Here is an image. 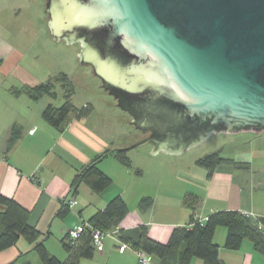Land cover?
Returning <instances> with one entry per match:
<instances>
[{
	"label": "water",
	"instance_id": "1",
	"mask_svg": "<svg viewBox=\"0 0 264 264\" xmlns=\"http://www.w3.org/2000/svg\"><path fill=\"white\" fill-rule=\"evenodd\" d=\"M56 41L147 134L181 154L214 132L264 131V0H46ZM116 105V104H115Z\"/></svg>",
	"mask_w": 264,
	"mask_h": 264
},
{
	"label": "crops",
	"instance_id": "2",
	"mask_svg": "<svg viewBox=\"0 0 264 264\" xmlns=\"http://www.w3.org/2000/svg\"><path fill=\"white\" fill-rule=\"evenodd\" d=\"M20 1L0 0V193L30 211L29 222L42 233L51 254L65 261L68 253L63 242L69 230L87 222L117 195L126 199L128 214L117 232L105 237L103 249L96 250L90 258H82L79 264H138L136 250L131 245L120 251L123 241L118 231L145 224L152 238L167 242L174 227L190 223L193 212L183 204V198L189 193L200 198L195 219H206L211 212L225 209H237L254 217L264 216V150L258 156L238 150L225 158H232L239 165L221 164L211 176L206 168L197 165V158L186 170L180 169L176 177L172 175L173 178H167L166 173L162 176L166 169L156 163L149 169L153 175L149 181L143 179V170L133 175L131 168L109 155L98 166L112 178V184L96 192L86 182H81L74 193L71 183L76 173L95 155L111 148L112 141L90 124L92 113L83 118L73 116L63 130H58L42 118L48 98L43 96L34 101L27 95L12 93V87L31 83L26 81V74L19 77L17 74L19 63L31 56L32 46L31 41L27 44L25 36L17 37L13 28L26 9L27 3ZM24 16L27 19L23 24L29 23L31 14ZM28 79H31L29 74ZM14 123L21 126L22 136L7 151ZM258 136L264 141V131ZM158 154L151 156L158 158ZM143 196L154 198V205L147 211L138 207ZM71 198L76 199V204L64 217L56 215L62 207L61 200ZM226 236L227 228L219 226L214 241L219 245L223 264H264V254L256 250L252 241L244 240L238 249H230L225 246ZM33 247L34 243L20 238L16 244L0 251V264H43ZM152 264H158L154 257ZM190 264L204 262L195 257Z\"/></svg>",
	"mask_w": 264,
	"mask_h": 264
},
{
	"label": "trees",
	"instance_id": "3",
	"mask_svg": "<svg viewBox=\"0 0 264 264\" xmlns=\"http://www.w3.org/2000/svg\"><path fill=\"white\" fill-rule=\"evenodd\" d=\"M2 59L0 58V64ZM57 84L63 89L65 101L61 105L49 102L42 111V118L58 130H63L71 117L83 118L91 114L93 107L89 104L82 108L72 102L75 86L69 75L60 72L51 76L47 81L37 84H24L14 86L11 91L14 95H27L34 101L45 95L57 98ZM22 136L21 126L14 123L10 129L7 140V151L11 150ZM114 155L123 165L130 168L131 159L127 152L118 148H107L75 175L71 183V190L77 193L81 182H86L94 191L101 192L108 188L113 180L103 172L98 164ZM196 163L208 170L211 176L221 164L239 165L232 158H225L221 150L208 152L196 159ZM62 207L56 215L64 217L70 207L67 200H61ZM183 204L189 207L193 214L188 225H178L173 228L167 242H160L149 235L148 226L141 224L130 229H120L118 237L128 243L134 249L147 251L154 257L158 264H190L197 257L204 264H223L219 256V245L214 241L215 231L219 226L227 228L225 246L230 249H238L244 240L253 242L256 250L264 254V230L260 226L264 223V216H252L237 209H225L211 212L204 223L195 219L194 213L200 205V198L192 193L183 198ZM154 205L152 196H143L138 203L141 211H147ZM129 212V206L122 195L113 197L104 209L97 211L87 222L94 228L101 230H114ZM30 211L18 203L15 199L0 193V251L16 244L20 238H25L34 243L43 264H79L82 258H90L96 248L93 245L91 227H87L80 237L72 243L69 233L63 244L68 253L65 261H61L51 254L45 244L42 233L29 222ZM85 222V221H84Z\"/></svg>",
	"mask_w": 264,
	"mask_h": 264
},
{
	"label": "rangeland",
	"instance_id": "4",
	"mask_svg": "<svg viewBox=\"0 0 264 264\" xmlns=\"http://www.w3.org/2000/svg\"><path fill=\"white\" fill-rule=\"evenodd\" d=\"M28 1H20L21 4L27 3L26 9L22 12L21 16L23 17L18 19V24L16 22L13 26L17 37L25 36L27 44L32 42L31 56L28 55L17 66L18 77L20 74L22 76L26 74V81L31 82L28 84H33L46 81L50 75L53 76L60 72L68 74L75 86L72 102L79 108L87 104L93 107L89 122L99 133L112 141L111 148L129 146L146 137V133L130 123L131 116L118 107L116 99L100 86L101 79L94 74L93 68L88 64L80 63V44H68L63 40L56 41L52 37L48 27V14L45 11L46 0H40L39 3L37 0ZM25 14H31V21L23 24L27 19ZM28 74L31 75V79H28ZM56 90L58 91L57 98L53 99L48 95L44 97L48 98L49 102L61 105L65 98L60 84H57ZM261 132L252 130L214 132L200 144L176 156L168 157L166 155L170 154L160 152L158 158H153L150 152L151 144L135 147L126 150V152L131 159L130 168L133 175H137V171L141 170L142 172L143 170V179L149 181L153 178L149 169L152 165L159 163L162 168L166 169L162 172V176L166 173L167 178H173L176 177L180 169L186 170L187 166L192 164L196 158L214 150H222L221 154L224 157L232 156L233 153H238V150H246L258 156V153H262L264 150V141L258 136ZM163 170L161 169V171Z\"/></svg>",
	"mask_w": 264,
	"mask_h": 264
},
{
	"label": "built area",
	"instance_id": "5",
	"mask_svg": "<svg viewBox=\"0 0 264 264\" xmlns=\"http://www.w3.org/2000/svg\"><path fill=\"white\" fill-rule=\"evenodd\" d=\"M32 132L35 131V128L31 129ZM69 207H72L74 204H76V199L71 198L68 201ZM206 219H200L199 221L201 223H204ZM260 226L264 230V223H261ZM91 227L92 230V239H93V245L95 246L96 250H102L104 246V239L108 235H112L117 232V229L114 230H101L98 228H94L90 223L88 222H83L82 224L72 227L69 230V239L72 243H75V241L80 237L81 233L87 228ZM129 244L126 242H122L120 246V251H124V249L128 246ZM138 257V264H152V255L148 253L147 251L140 250V249H135Z\"/></svg>",
	"mask_w": 264,
	"mask_h": 264
}]
</instances>
